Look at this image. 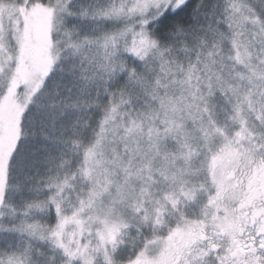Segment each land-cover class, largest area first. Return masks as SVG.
<instances>
[{
	"label": "snow or ice",
	"instance_id": "snow-or-ice-1",
	"mask_svg": "<svg viewBox=\"0 0 264 264\" xmlns=\"http://www.w3.org/2000/svg\"><path fill=\"white\" fill-rule=\"evenodd\" d=\"M0 264H264V0H0Z\"/></svg>",
	"mask_w": 264,
	"mask_h": 264
}]
</instances>
